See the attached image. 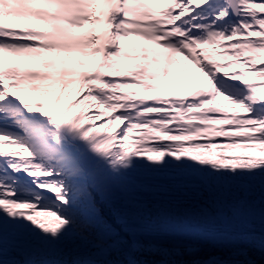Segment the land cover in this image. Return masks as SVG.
Here are the masks:
<instances>
[{
  "label": "snow or ice",
  "instance_id": "6c2138e0",
  "mask_svg": "<svg viewBox=\"0 0 264 264\" xmlns=\"http://www.w3.org/2000/svg\"><path fill=\"white\" fill-rule=\"evenodd\" d=\"M0 264H264V0H0Z\"/></svg>",
  "mask_w": 264,
  "mask_h": 264
},
{
  "label": "rangeland",
  "instance_id": "374dc122",
  "mask_svg": "<svg viewBox=\"0 0 264 264\" xmlns=\"http://www.w3.org/2000/svg\"><path fill=\"white\" fill-rule=\"evenodd\" d=\"M129 39H134V38H129ZM222 43H224L225 45H227L229 42L228 41H223ZM202 47H204V46H202ZM222 63L227 64V63H229V61L227 59H225L224 61H222ZM191 67L195 69V65H191ZM231 71L239 72V71H242V69H240V68H234ZM253 83L259 84L260 81H253ZM93 111H95V110L93 109ZM217 139H222V137H217Z\"/></svg>",
  "mask_w": 264,
  "mask_h": 264
},
{
  "label": "bare ground",
  "instance_id": "6f19581e",
  "mask_svg": "<svg viewBox=\"0 0 264 264\" xmlns=\"http://www.w3.org/2000/svg\"><path fill=\"white\" fill-rule=\"evenodd\" d=\"M205 47H207V46H205ZM182 59V58H181Z\"/></svg>",
  "mask_w": 264,
  "mask_h": 264
}]
</instances>
